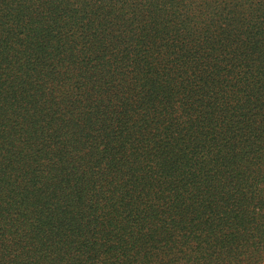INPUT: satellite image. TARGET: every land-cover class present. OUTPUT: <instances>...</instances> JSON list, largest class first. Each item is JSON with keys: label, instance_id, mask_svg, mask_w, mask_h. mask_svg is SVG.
Returning <instances> with one entry per match:
<instances>
[{"label": "trees", "instance_id": "16d2710c", "mask_svg": "<svg viewBox=\"0 0 264 264\" xmlns=\"http://www.w3.org/2000/svg\"><path fill=\"white\" fill-rule=\"evenodd\" d=\"M264 0H0V264H263Z\"/></svg>", "mask_w": 264, "mask_h": 264}, {"label": "snow or ice", "instance_id": "6c2138e0", "mask_svg": "<svg viewBox=\"0 0 264 264\" xmlns=\"http://www.w3.org/2000/svg\"><path fill=\"white\" fill-rule=\"evenodd\" d=\"M197 2H199V0H197Z\"/></svg>", "mask_w": 264, "mask_h": 264}, {"label": "rangeland", "instance_id": "374dc122", "mask_svg": "<svg viewBox=\"0 0 264 264\" xmlns=\"http://www.w3.org/2000/svg\"><path fill=\"white\" fill-rule=\"evenodd\" d=\"M264 264V263H263Z\"/></svg>", "mask_w": 264, "mask_h": 264}]
</instances>
